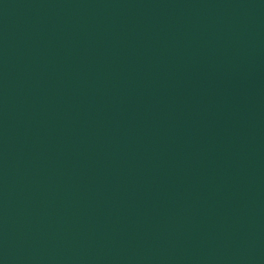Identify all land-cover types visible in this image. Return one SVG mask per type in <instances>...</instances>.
Masks as SVG:
<instances>
[{
    "label": "water",
    "instance_id": "water-1",
    "mask_svg": "<svg viewBox=\"0 0 264 264\" xmlns=\"http://www.w3.org/2000/svg\"><path fill=\"white\" fill-rule=\"evenodd\" d=\"M0 264H264V0H0Z\"/></svg>",
    "mask_w": 264,
    "mask_h": 264
}]
</instances>
